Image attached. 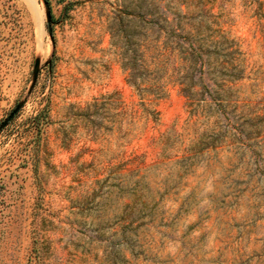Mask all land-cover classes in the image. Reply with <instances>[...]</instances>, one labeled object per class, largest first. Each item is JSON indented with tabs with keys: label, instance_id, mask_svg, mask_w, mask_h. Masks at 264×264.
<instances>
[{
	"label": "rangeland",
	"instance_id": "rangeland-1",
	"mask_svg": "<svg viewBox=\"0 0 264 264\" xmlns=\"http://www.w3.org/2000/svg\"><path fill=\"white\" fill-rule=\"evenodd\" d=\"M46 1L0 0V125L22 103L0 131V264H264V0L194 1L221 14L241 79L201 117L170 80L157 121L111 44L119 0Z\"/></svg>",
	"mask_w": 264,
	"mask_h": 264
},
{
	"label": "trees",
	"instance_id": "trees-1",
	"mask_svg": "<svg viewBox=\"0 0 264 264\" xmlns=\"http://www.w3.org/2000/svg\"><path fill=\"white\" fill-rule=\"evenodd\" d=\"M194 1L119 0V9L109 26L112 46L123 51L121 67L126 74V83L139 97L144 117L153 121H157L159 116L153 106L166 96V86L170 80L180 87L190 116L201 117L202 113L206 114L211 109L223 112L229 104V89L223 87L241 79L240 64L233 59L239 52L233 49L234 40H230L228 34L221 30V14H214L212 8L206 9L205 3ZM161 8L170 13L160 12ZM173 56L177 67L173 66L169 74L168 62ZM210 74L218 76L221 83L214 80L213 87L204 86V76ZM205 87L210 90L205 92ZM114 96L102 97L106 101L103 105L110 103ZM97 102L95 100L89 107H96ZM213 116L216 117L215 124H219L221 115ZM213 130L192 144L190 150L193 156L187 158L188 161L203 150L222 145L221 128L218 133ZM236 131V135L243 138V130L237 127ZM168 140L165 139V145ZM117 170L114 169L102 184L110 178L125 182L128 174L125 177L112 175ZM139 180L134 187L139 185ZM98 184L96 182L95 185Z\"/></svg>",
	"mask_w": 264,
	"mask_h": 264
},
{
	"label": "water",
	"instance_id": "water-1",
	"mask_svg": "<svg viewBox=\"0 0 264 264\" xmlns=\"http://www.w3.org/2000/svg\"><path fill=\"white\" fill-rule=\"evenodd\" d=\"M44 3L47 5V1L44 0ZM22 103H20L14 110L13 112L8 116V118L0 125V131H2L8 123L15 117V115L18 113L19 109L21 108Z\"/></svg>",
	"mask_w": 264,
	"mask_h": 264
},
{
	"label": "bare ground",
	"instance_id": "bare-ground-1",
	"mask_svg": "<svg viewBox=\"0 0 264 264\" xmlns=\"http://www.w3.org/2000/svg\"><path fill=\"white\" fill-rule=\"evenodd\" d=\"M31 4H32V3H31ZM29 7H31V6H29ZM31 12H33V11L31 10ZM37 12H38V11L35 12V10H34V14H35L36 17L38 16V13H37ZM41 12H42V11H41ZM32 14H33V13H32ZM42 14H43V13H42ZM39 19H40V18H39ZM39 22H40V21H39ZM39 22H38V23H39ZM41 24H42V23H41ZM36 27H37V26H36ZM35 30H36V29H35ZM43 31H44V30H43ZM42 33H43V32H42ZM36 34H37V33H36ZM39 41H40V40H39ZM42 45H43V43H42ZM41 48H42V47H41ZM41 48H40V49H41ZM41 50H42V49H41ZM42 55H44V54H42Z\"/></svg>",
	"mask_w": 264,
	"mask_h": 264
}]
</instances>
